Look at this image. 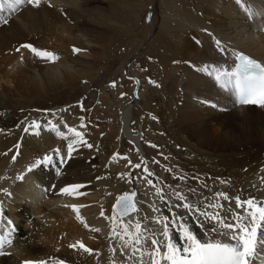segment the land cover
<instances>
[{
	"label": "bare ground",
	"instance_id": "1",
	"mask_svg": "<svg viewBox=\"0 0 264 264\" xmlns=\"http://www.w3.org/2000/svg\"><path fill=\"white\" fill-rule=\"evenodd\" d=\"M244 2L255 9H264V0ZM194 4L192 12L186 16H180L179 11L174 10L166 16L170 23L180 28L179 32H172L175 44L167 39L164 43L166 50L175 47L174 57L168 58L177 61L179 74L172 71V81L166 88L169 99L166 107L170 111H173L172 101L178 99L174 105L175 118L169 126H163L174 140L186 145L201 159L202 170L206 174L225 178L230 196L240 194L242 199L248 196L264 199V107L235 104L233 97L230 98L212 77L193 67L205 62L227 63L229 55H222L216 49L215 39H220L229 49L243 50L264 61V30H261L264 19L259 16L248 19L237 0H200ZM6 18L9 22L0 24V188H7L12 195L0 192V202L14 215L18 232L9 252L0 256V264H15L25 258L53 257L65 259L67 264H139L140 252L133 256L131 246L121 251L123 241L110 235V204L121 189V179L118 181L112 171H117L122 177L120 172L127 167L117 155L113 159L116 154L112 153L116 147L113 139L122 134L142 152L139 135L133 132L130 123L133 116H138L134 106L142 107L143 101L140 102L139 97L125 107L117 127L106 122L110 128L106 132L110 145L94 134L98 150L94 159L90 156L94 150L79 146L64 164L57 161L60 175L53 171L52 165H43L30 173L26 171L23 181L15 179L35 158L42 157L51 149L59 147L62 154L67 150V140L56 130L42 127L39 135L25 133V121L30 122L34 118L30 119L29 113L19 115L20 109L58 108L61 111L71 106L76 96L91 93L93 100L81 107L98 106L94 112L96 116L90 119L92 124L88 121L85 124V120L81 121L76 115L67 119L64 111L50 118L69 138L71 134L67 133L65 124L83 131L85 139L87 136L91 139L97 131L96 126H105L104 92L92 90L89 81L107 57L105 26L111 27L109 16L105 17V0L95 3L92 0H42L38 7L25 4ZM41 20L54 24L55 28L45 27ZM24 43L52 50L59 55V60L49 62L34 56L28 49L17 52L16 49ZM73 47L81 51L74 52ZM205 100L210 103L201 102ZM38 121L46 124L48 120ZM17 144H20L19 149L15 147ZM18 151L20 155L13 161L12 156ZM152 170L153 175L138 174L134 180L124 179L130 191H137L135 199L143 201L138 205L139 212L124 217V222L128 219L135 222L140 218L142 231L144 228H161L152 220L159 213L154 212L150 205L155 204L171 218L165 203L155 193V187L160 186L168 194L167 186L175 184L166 183L165 176L154 168ZM97 176L104 178L98 180ZM148 180L153 181L152 185L147 183ZM51 182V191L44 192ZM72 183L83 184L84 187L78 191L84 194L71 196L59 192L61 187ZM181 185L197 189V196H207L198 184L187 181ZM224 204L235 208L234 200ZM69 205H84L79 209L84 222L77 219L76 212ZM173 211L184 210L173 208ZM221 214L224 215L223 212ZM144 216L149 218L147 222L143 220ZM190 223L198 228L196 221ZM118 231H122L119 225ZM149 234L144 233L145 236ZM76 240H82L94 252L88 255L69 248ZM138 247H151L150 241ZM144 259L148 260V257Z\"/></svg>",
	"mask_w": 264,
	"mask_h": 264
},
{
	"label": "snow or ice",
	"instance_id": "2",
	"mask_svg": "<svg viewBox=\"0 0 264 264\" xmlns=\"http://www.w3.org/2000/svg\"><path fill=\"white\" fill-rule=\"evenodd\" d=\"M41 2L42 0H0V24L9 22L4 15L5 7H7L10 16L12 12L19 11L25 4L38 7ZM237 3L248 19H254L257 16L264 19V9H255L250 4H246L244 0H237ZM150 18L151 12L148 14V19ZM197 43L199 42L197 41ZM214 43L222 55L232 56L233 65L229 67L226 63L217 65L205 62L199 67L195 65L193 67L212 77L223 90L229 93L230 98L234 97L235 104L264 107V61L243 50L229 49L220 39H215ZM21 49H28L34 56L49 62L59 60V55L56 52L37 48L31 43L21 44L16 51L20 52ZM73 51L79 52L81 49L73 47ZM21 62H23V56H21ZM150 82L156 83L155 81ZM112 84L115 86V81ZM122 95L124 94L122 93ZM201 102L210 103L206 100ZM212 106L216 107L217 105L212 104ZM52 114L56 115L55 112ZM81 121H83V117H81ZM25 123L27 125L23 128L25 133L31 132L34 135H39L40 129L46 127L56 130L60 137L67 140L66 153L62 154L59 147L51 149L50 152L35 158L28 165L27 172L29 173L43 165H52L56 174L60 175L61 168L57 165V161L60 165L64 164L66 158L70 159L79 146L93 147L85 139V133L78 130L77 127L64 125L67 128V133L71 134V138H69L65 132L59 130V124L53 123L52 120H48L46 124H42L38 120L30 122L26 120ZM19 126L17 125V127ZM80 127H84L83 123ZM15 147L19 149L20 144ZM18 155H20L19 151L12 156V160L15 161ZM115 158L114 155L113 159ZM134 167L139 169L141 164L137 163ZM167 170L171 171V169ZM143 171L149 175L154 174L146 166ZM124 175L130 174H121L122 177ZM103 178L96 177L98 180ZM175 178L181 181L187 179L184 175ZM15 179L23 181L24 174L17 175ZM147 183L152 185L153 181L148 180ZM221 183H225V181L221 180ZM83 187L84 185L80 183L67 184L61 187L59 192L71 196L83 195L84 193L78 191ZM167 187L169 188L168 194H165L160 186L155 187V193L161 202L165 203L171 218L169 215H164L155 204L150 205L154 212L159 213L152 218L156 224L161 226L159 230L144 228L142 231L140 218H137L135 222L132 219L124 222L123 218L129 217L131 213H138V205L143 203V201L135 199L137 197L135 189L130 192L126 191L116 198L110 217L112 221L110 235L118 236L123 241L121 251L131 246L133 256L140 252L139 264H264V199L255 196L242 199L240 194L230 196L225 191L212 193L211 189H209L211 195L197 196V189L192 187H183L181 184L168 185ZM203 187H207V185L205 184ZM48 190L46 188L44 192ZM0 192L6 196L12 195L7 188H0ZM221 200H234L235 208L229 204L225 209L224 205L220 203ZM69 206L76 212L77 219L84 222V218L79 212V209L84 205ZM173 208L184 211H173ZM237 209L241 211H237ZM222 212L224 215L221 214ZM101 215L103 216L104 213L101 212ZM148 219L147 216L143 217L145 222ZM190 221H196L198 228ZM118 225L122 227V231H118ZM85 227H88L87 223H85ZM15 230L14 222L3 216V206L0 202V255L5 254V246L13 244ZM93 231H100V229H93ZM145 232L150 234L145 236ZM126 236L128 239H125ZM148 241H150L151 247L144 249L138 247L147 244ZM69 248L88 255L94 252V249L86 246L82 240H76L69 245ZM145 256L148 257V260L144 259ZM49 259L52 260V264H67L65 259L56 257L25 259L20 264H49Z\"/></svg>",
	"mask_w": 264,
	"mask_h": 264
},
{
	"label": "rangeland",
	"instance_id": "3",
	"mask_svg": "<svg viewBox=\"0 0 264 264\" xmlns=\"http://www.w3.org/2000/svg\"><path fill=\"white\" fill-rule=\"evenodd\" d=\"M96 1L92 0V3ZM197 1L200 0H161V3H159V0H105V17L109 16L111 27L105 26V44H107L105 50L107 57L104 59L103 65L98 70H95L89 81L91 82L92 90L94 89L99 93L104 92V101L102 103L105 105L103 111H105L107 116L105 117V126L99 128L96 126L97 131L93 133L91 139L96 135L105 141L106 144L110 145V141L107 139L109 135L106 133L110 131V128L106 122L117 127L119 118L122 116L121 114L125 107L136 97L141 99L140 102L143 101L140 104L142 107H139V105L134 106V110H136L138 116H133L130 121L133 132L139 135L142 152H139L136 146H134L135 144L131 143L122 134L119 138L113 139L116 147L112 153H116L114 155L125 161L124 163L127 166L123 169L122 173L120 172V175L124 173L130 174L120 177L117 171H112L113 174L116 173L114 177L118 181L121 179L119 193L129 190L127 188L128 183L124 179L134 180L138 174L148 175V173L143 171L145 166L151 173H153L152 169L154 168L162 176H165L164 180L166 183L176 185L189 181L198 184L207 196L211 195L209 189H211L212 193L216 191L228 192L225 178L213 177L210 174H206L202 170L201 159L192 153L186 145H182L183 143L174 140L164 127L166 125L169 126L174 121L175 115L173 112L176 109L175 106L178 101V99L172 101L171 108H173V111H170L166 107V103L169 101L166 88L172 81L170 77L174 75V72L179 74V68L176 66L177 61L168 58L174 52L175 47L173 46L166 50L164 43L167 39L172 40L171 42L175 44L174 34L180 31V28L170 23L166 16L173 10L179 11L180 16H186L189 11L192 12V8L195 6L194 3ZM150 12L151 18L148 19ZM152 15H156L157 18H153ZM40 23L45 24V27L49 29L55 28L54 24L46 23L44 20H41ZM165 64L168 66H165ZM113 81H115V86L112 84ZM150 81H155L156 83L154 84ZM177 82L180 84L179 81ZM134 86L137 96L133 94ZM180 88L181 85L177 87V91ZM164 90H166L165 93ZM76 97L71 106L63 108L64 112H67V119H72L76 115L80 118L83 117L85 124L88 122L92 124L90 119L92 116H96L94 112L98 110V106L94 105V108L92 106L90 108L81 107L84 103L93 100L92 94H80ZM141 110H143L142 113ZM53 112L56 114L62 113L58 108L37 109L28 107L20 109L19 115L29 113L28 117L30 119H33L37 115L40 119L51 120L54 117ZM163 117L168 120H165ZM105 127L106 129H104ZM86 139L92 145L94 144L92 148L87 147L88 150H94L91 153L92 155H90L94 159L98 151L94 142L96 137L91 140L87 136ZM137 163L141 164L139 169L134 167ZM167 169H171V171ZM179 175L186 176V181H181L178 178L174 179V177H178ZM221 180L225 181V183H221ZM205 184L207 187H203ZM224 202L223 200L220 201L226 209L227 206H225Z\"/></svg>",
	"mask_w": 264,
	"mask_h": 264
},
{
	"label": "water",
	"instance_id": "4",
	"mask_svg": "<svg viewBox=\"0 0 264 264\" xmlns=\"http://www.w3.org/2000/svg\"><path fill=\"white\" fill-rule=\"evenodd\" d=\"M122 194H123V193H122ZM122 194H120V195H122ZM120 195H119V196H120ZM115 201H116V200H115ZM115 201L113 202V204L115 203ZM113 204H112V206H113Z\"/></svg>",
	"mask_w": 264,
	"mask_h": 264
}]
</instances>
